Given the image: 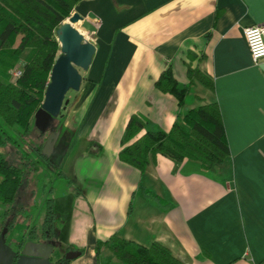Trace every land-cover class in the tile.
Masks as SVG:
<instances>
[{"label": "crops", "instance_id": "1", "mask_svg": "<svg viewBox=\"0 0 264 264\" xmlns=\"http://www.w3.org/2000/svg\"><path fill=\"white\" fill-rule=\"evenodd\" d=\"M73 13L92 14L97 24L88 40L95 46L91 64L61 116L74 122L64 128L71 138L61 139L54 163L73 186L51 198L71 196L61 205L70 220L67 245L58 240L65 215L51 231L57 245L83 250L70 264H100L95 245L110 238L159 243L182 264H264V59L253 63L243 35L264 24V0H83ZM190 62L213 91L201 85L207 96L179 107L155 83L169 68L186 84ZM213 101L227 164L205 172L157 154L140 173L119 161L131 115L167 132L179 114ZM57 146L42 155L55 158ZM139 187L167 207L142 198Z\"/></svg>", "mask_w": 264, "mask_h": 264}, {"label": "trees", "instance_id": "2", "mask_svg": "<svg viewBox=\"0 0 264 264\" xmlns=\"http://www.w3.org/2000/svg\"><path fill=\"white\" fill-rule=\"evenodd\" d=\"M81 1L83 0H0V121L4 125L0 124V147L8 144L27 146L24 137L31 125L34 126V114L41 106L52 66L58 57L59 45L55 32ZM20 61L23 62L20 75L13 79L11 70ZM185 67L188 80L186 84L179 85L169 68L160 74L155 83L161 93L172 95L179 107L185 105L194 82L213 91L210 78L193 68L191 62L185 64ZM13 128L18 129L16 136L19 139L12 135ZM141 132L144 133L138 137ZM43 135L39 132L37 142L47 138ZM121 142L124 147L118 154L119 161L140 173L144 172L157 154L174 162L187 160L198 163L205 172L227 164L229 159L225 130L215 101L179 114L167 132L149 125L140 116L131 115ZM37 147H32L31 153L41 156V146ZM27 155L24 152L21 160ZM23 166V162L10 163L0 154V203H13L18 198L27 176ZM138 194L159 207L168 205L143 187H139ZM66 199L70 200L71 196L59 200L47 199L40 228L33 227L18 237L15 244L19 246L30 240V234L34 235L33 238L42 239L38 230H48L51 233L54 220L65 215L58 240L67 245L70 220L65 213L66 207L61 206ZM69 207L71 209V205ZM4 227L8 228L7 235L14 227L12 220H7L6 213L0 216V232ZM6 242L9 244L7 236ZM104 247L122 264H182L168 248L159 243L143 247L117 238L96 243L94 250L100 264H111L110 261L103 263L101 260V249ZM80 251L83 253V250ZM71 262L61 258L56 264Z\"/></svg>", "mask_w": 264, "mask_h": 264}, {"label": "water", "instance_id": "3", "mask_svg": "<svg viewBox=\"0 0 264 264\" xmlns=\"http://www.w3.org/2000/svg\"><path fill=\"white\" fill-rule=\"evenodd\" d=\"M97 18L87 14L86 18L73 13L56 30L59 44V55L55 60L48 85L46 86L41 106L34 114V126L41 133L52 130V120L59 117L65 95L68 91H79L82 75L79 70L86 71L95 53L93 43L85 39L84 34L96 31ZM66 103V102H65ZM58 138V132L52 131L47 138L43 154ZM8 228L0 232V264H56L51 262L57 242L47 240H29L13 250L6 242ZM81 256L80 251L68 252L64 260L73 261Z\"/></svg>", "mask_w": 264, "mask_h": 264}, {"label": "rangeland", "instance_id": "4", "mask_svg": "<svg viewBox=\"0 0 264 264\" xmlns=\"http://www.w3.org/2000/svg\"><path fill=\"white\" fill-rule=\"evenodd\" d=\"M84 36L88 41L89 39L93 38V33L84 34ZM22 63L23 62L20 61L17 66L11 70L13 79L16 71L20 70L22 67ZM79 72L83 75L85 73V71L82 70H79ZM179 85H183L182 82H179ZM75 94L76 92L72 90L67 92L63 101L60 116L53 119L51 122L52 130H55V132L58 133L60 132L58 137L61 136L63 138L65 137L66 139L71 138V134L64 128L67 125L72 126L74 122L70 123V120L68 122V118L61 119V116L63 110H65L69 102L73 100V96H75ZM197 95L203 97L207 96V91L199 84H196V86L192 88L190 94L186 97V104L195 103V96ZM0 124L4 127L1 121ZM13 130L14 131H12V135L19 139V136H16V130L18 129L13 128ZM43 134V136L48 138L50 132L47 131ZM38 137L39 131H37L35 126L31 125L29 132H27L26 136L24 137V143L27 144V146L23 145L21 147H16L15 144H8L5 147H0V154H2L7 161L13 164L23 162L25 165L23 166V169L27 172L25 184L19 192L18 198L13 203H0V216L6 213L7 220L11 219L12 223L14 224L13 231L6 235L9 244H15L18 242V237L29 232L33 227L38 229L40 228L46 212L47 199L58 197L73 189V186H71L72 184H70L69 181L58 176L57 168L54 167L56 158L47 160L42 155V153L41 156H36L31 153L32 147L38 148ZM47 138L42 141L43 147ZM27 141L28 143H26ZM43 147L41 148V151L43 150ZM24 152H27L28 155L25 157V159L21 160ZM57 228L58 224L56 223L54 230L56 231ZM64 251L65 246H59L55 248L52 258H59L60 254ZM101 260L103 263L110 261L111 264H122L120 261H117L112 253H110L107 249H105V253L102 254Z\"/></svg>", "mask_w": 264, "mask_h": 264}, {"label": "built area", "instance_id": "5", "mask_svg": "<svg viewBox=\"0 0 264 264\" xmlns=\"http://www.w3.org/2000/svg\"><path fill=\"white\" fill-rule=\"evenodd\" d=\"M244 39L253 63L264 59V24L247 27L243 30ZM20 75L16 71L14 78Z\"/></svg>", "mask_w": 264, "mask_h": 264}, {"label": "flooded vegetation", "instance_id": "6", "mask_svg": "<svg viewBox=\"0 0 264 264\" xmlns=\"http://www.w3.org/2000/svg\"><path fill=\"white\" fill-rule=\"evenodd\" d=\"M57 130V129H56ZM53 130H50L49 132H50V134H51V132H52ZM55 131V130H54ZM50 134H49V136H50ZM61 139L63 140L64 138L63 137H61V136H59L58 137V139H57V148H56V150H55V158L56 159H59V157H60V155L62 154V152H63V150H62V147H61V145H62V141H61ZM44 148V147H43ZM42 154H43V152H42ZM38 235H40L41 236V238L42 239H37V238H33L34 237V235H32V234H30L29 236H28V238L30 239V240H32V241H35V240H39L40 242H42V241H45V238L47 237V240L45 241V242H49V241H52V239H51V233L48 231V230H43V231H41V230H38ZM38 235H37V237H38ZM27 241H29V240H26L25 242H27ZM24 242V243H25ZM13 250H17L18 249V246L16 245V244H8ZM72 251H80L79 249H76V248H68V249H65V251L64 252H62L61 254H60V257L59 258H52L51 257V262H53V263H57V260H59V259H64V256L68 253V252H72Z\"/></svg>", "mask_w": 264, "mask_h": 264}]
</instances>
